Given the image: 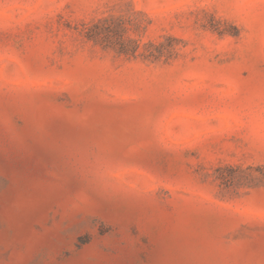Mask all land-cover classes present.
<instances>
[{"label":"rangeland","instance_id":"374dc122","mask_svg":"<svg viewBox=\"0 0 264 264\" xmlns=\"http://www.w3.org/2000/svg\"><path fill=\"white\" fill-rule=\"evenodd\" d=\"M0 264H264V0H0Z\"/></svg>","mask_w":264,"mask_h":264},{"label":"trees","instance_id":"16d2710c","mask_svg":"<svg viewBox=\"0 0 264 264\" xmlns=\"http://www.w3.org/2000/svg\"><path fill=\"white\" fill-rule=\"evenodd\" d=\"M123 31L121 29V26H118L115 21H112L110 18H102L97 22L92 23L91 25H87L85 33L90 39L93 40L103 39L105 41H108V43H110L109 45L113 46L121 54L132 53L135 55L136 52L139 50L140 44L138 40L124 37ZM115 35L116 38H114L113 40L112 37ZM147 46H148L147 48L148 53L147 54L142 53V56L147 59L151 57L157 58L158 56L154 52L155 50L153 49L155 47V49L158 48L159 50V46L161 45L158 46L151 42Z\"/></svg>","mask_w":264,"mask_h":264}]
</instances>
